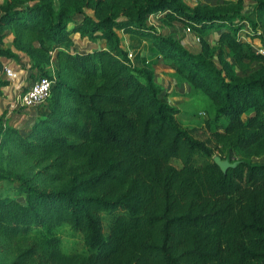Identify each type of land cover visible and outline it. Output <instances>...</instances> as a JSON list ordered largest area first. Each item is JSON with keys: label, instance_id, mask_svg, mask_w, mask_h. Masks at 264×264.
Instances as JSON below:
<instances>
[{"label": "trees", "instance_id": "16d2710c", "mask_svg": "<svg viewBox=\"0 0 264 264\" xmlns=\"http://www.w3.org/2000/svg\"><path fill=\"white\" fill-rule=\"evenodd\" d=\"M23 1L0 0V37L4 25L38 27V46L57 66L53 77H32L31 69L46 70L31 67V60L26 81L48 77L49 93L22 134L4 125L0 112V134L12 131L23 155L44 161L63 187L40 188L0 170L1 184L21 194L1 196L0 190V234L22 244L0 264H264V162L249 160L264 151V68L226 73L211 52H192L143 23L147 13L169 9L204 40L226 22L217 41L241 51L238 25L230 23L241 0L212 9L181 0H128L129 13L111 11L110 0L102 14L97 9L104 0H72L70 8L59 0L56 7L51 0ZM255 7L264 9V0ZM127 26L147 41L146 61L160 54L210 97L206 126L221 146L217 155L238 154L235 166L222 171L212 147L177 122V109L152 71L122 48L115 29ZM73 37L96 45L72 50ZM0 56L18 58L1 43ZM5 84L0 79V87ZM63 227L80 235L82 250L61 248Z\"/></svg>", "mask_w": 264, "mask_h": 264}, {"label": "rangeland", "instance_id": "374dc122", "mask_svg": "<svg viewBox=\"0 0 264 264\" xmlns=\"http://www.w3.org/2000/svg\"><path fill=\"white\" fill-rule=\"evenodd\" d=\"M51 1L54 7L58 5V0ZM59 1L65 7H71L72 0ZM138 1L140 2L142 0ZM181 1L189 7L203 5L207 9L222 6L228 7L232 5V2H235V0ZM16 2L24 3L23 0H16ZM109 4L110 0H104L99 5L97 9L98 12L101 14L104 13ZM110 10L114 13H129V2L128 0H114L113 7ZM85 11L89 14H93L92 9L89 7H85ZM123 17L124 16H121L120 18ZM143 23L152 27L157 33L167 34L178 39L185 48L192 52L202 51L205 54L211 52L215 63L221 66L226 73L246 75L255 69L264 68V9L256 8L255 0H241L239 14L230 22L231 24L238 25V28L234 32V36L243 43V49L241 51H233L224 41H217L220 31H225L229 28L226 22L222 23L219 27L215 26L210 29L204 40H201V38L196 40L194 35L197 34L193 32L192 29H188L186 23L176 17L169 9L155 10L147 13ZM4 28L6 32L0 37V43L9 47L15 53H19L17 61L21 59L20 62L22 64L24 63L23 67L26 70H29L34 63H37L40 70H46V72H44L38 71V69H31L32 72H30V76L33 77L35 74L43 73L49 77L51 75L53 77L57 62L52 53H49L42 46H38V27L29 29L16 24H10L4 25ZM129 29V26L115 29L120 38L122 48L127 51L131 50V59L138 61L140 65H144L152 71L155 82L161 86L165 92L166 100L177 109L175 112L177 122L181 126L187 128L193 136L204 140L207 145L212 147L213 154L217 155L221 146L216 141L211 130L206 126V120L209 118L214 108L213 101L206 93L202 92L192 82L188 81L180 71L163 63L160 54L156 56L154 62L149 63L150 60L146 61L145 59H149L150 57L148 55L147 41L141 39L134 32H130ZM95 45V42L87 38L73 37L72 50L89 49ZM258 49L261 50L258 51ZM248 50L262 54V58L250 59L244 56L243 53H247L245 51ZM31 60L32 63L30 67ZM65 71H68V68H66ZM0 79H3L1 78V74ZM25 84H28V82L26 81ZM23 86H20L19 90L22 91L24 88ZM35 106L36 105L25 107V109L20 111L19 109H21L22 106L19 105H11L9 109H0V112H4V125L16 129L18 133H24L33 121H35L33 119V114L32 116L30 115V117L28 114V110L29 112L34 111ZM7 110H9L8 113H6ZM237 157L238 154L229 151L226 157L222 156L221 158H228L231 161ZM249 160L264 162V151L251 155ZM169 162L175 166L180 164L177 158H171ZM43 163L44 161L36 162L34 159L23 155L13 138L12 131L6 133V135L0 134L1 171L21 175L30 183H34L40 188L55 189L63 187V182L53 177V169L44 167ZM0 190L3 192L1 196H14L21 199V194L11 183L1 184L0 182ZM68 231L67 227H63L59 232L61 236V248L64 251L82 250L83 243L80 235L77 232L70 234ZM21 245L19 239H7L0 234V262L9 261L15 254L17 248ZM249 264H261V261L259 259H254L251 260Z\"/></svg>", "mask_w": 264, "mask_h": 264}, {"label": "built area", "instance_id": "2783aa9c", "mask_svg": "<svg viewBox=\"0 0 264 264\" xmlns=\"http://www.w3.org/2000/svg\"><path fill=\"white\" fill-rule=\"evenodd\" d=\"M194 38L199 40L197 35H194ZM260 50L261 49H258V51ZM126 55L128 58H131V50H128ZM23 64L19 60L17 61L9 56L0 57V71L4 79L7 80V83L10 84L11 87L18 89L20 86L24 85L23 90H20L14 100L12 99L13 102L11 105H19L25 108L36 105L47 97L51 80L46 76H39L30 83L25 84L28 70L23 67ZM5 108L9 109V106ZM8 111L9 110H7L6 113H8Z\"/></svg>", "mask_w": 264, "mask_h": 264}, {"label": "crops", "instance_id": "0c3cea01", "mask_svg": "<svg viewBox=\"0 0 264 264\" xmlns=\"http://www.w3.org/2000/svg\"><path fill=\"white\" fill-rule=\"evenodd\" d=\"M16 53L19 56V53L18 52H16ZM20 60L21 59H19V61ZM22 61H24V60H22ZM0 74H1V78L4 79V76L2 75L1 71H0ZM0 92H1L0 93V109H2V108L4 109L5 107L11 106L13 100L19 94L20 90L18 88L11 87V85L7 83V84H5V85H3L1 87ZM22 109H25V108H21V109H19V111L22 110ZM28 114H29V117H30V115L31 116H32V114L34 115V111H30L29 112V110H28Z\"/></svg>", "mask_w": 264, "mask_h": 264}, {"label": "water", "instance_id": "95a60500", "mask_svg": "<svg viewBox=\"0 0 264 264\" xmlns=\"http://www.w3.org/2000/svg\"><path fill=\"white\" fill-rule=\"evenodd\" d=\"M212 160L222 171L237 164L236 159L230 161L228 158H221L219 155H213Z\"/></svg>", "mask_w": 264, "mask_h": 264}]
</instances>
